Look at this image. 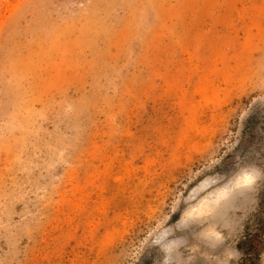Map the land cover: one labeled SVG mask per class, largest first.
Here are the masks:
<instances>
[{
  "label": "rangeland",
  "instance_id": "374dc122",
  "mask_svg": "<svg viewBox=\"0 0 264 264\" xmlns=\"http://www.w3.org/2000/svg\"><path fill=\"white\" fill-rule=\"evenodd\" d=\"M263 191L264 0H0V264H243Z\"/></svg>",
  "mask_w": 264,
  "mask_h": 264
},
{
  "label": "trees",
  "instance_id": "16d2710c",
  "mask_svg": "<svg viewBox=\"0 0 264 264\" xmlns=\"http://www.w3.org/2000/svg\"><path fill=\"white\" fill-rule=\"evenodd\" d=\"M264 197V191H263ZM255 227H247L244 238L239 248L246 254L243 264H256L255 256L258 255L262 241V232L264 231V200L261 203L260 210L253 220ZM261 240V241H260Z\"/></svg>",
  "mask_w": 264,
  "mask_h": 264
}]
</instances>
